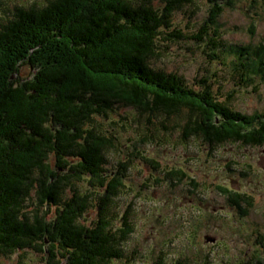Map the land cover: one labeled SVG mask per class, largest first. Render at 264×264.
<instances>
[{"label":"trees","instance_id":"trees-1","mask_svg":"<svg viewBox=\"0 0 264 264\" xmlns=\"http://www.w3.org/2000/svg\"><path fill=\"white\" fill-rule=\"evenodd\" d=\"M204 2L207 17L191 34L173 27L171 16L194 0H47L0 12V261L25 250L44 264H111L124 256L133 226L128 210L114 224V204L127 162L108 172L106 153L118 140L97 121L109 122L121 107L157 131L177 120L172 128L185 143L264 142V114L231 109L210 79L224 67L240 85L262 81L264 44L221 40L218 19L241 0ZM245 2L264 8V0ZM180 40L201 46L213 67L193 86L149 65L162 43ZM221 190L233 204H248ZM88 210L94 218L87 222Z\"/></svg>","mask_w":264,"mask_h":264},{"label":"rangeland","instance_id":"rangeland-1","mask_svg":"<svg viewBox=\"0 0 264 264\" xmlns=\"http://www.w3.org/2000/svg\"><path fill=\"white\" fill-rule=\"evenodd\" d=\"M46 2L0 0V12ZM249 2L241 0L218 19L221 40L231 46L264 44V8L252 11ZM207 12L204 0H194L174 12L171 23L191 34ZM149 65L180 76L190 86L213 71L202 47L188 40L162 43ZM215 71L210 79L218 100L242 115L264 114V79L244 86L229 68ZM25 75L23 68L21 76ZM155 120L158 126L163 117ZM97 121L118 140L117 147L106 153L108 172L116 173L119 163L127 162L124 187L115 199L114 224L128 210L133 230L123 245L124 256L111 264H257L258 260L264 264V142L209 147L191 138L185 143L178 127L172 128L177 120L164 122L168 131H157L146 127V119L131 108L117 109L109 122ZM142 138L146 139L138 142ZM176 170L183 176L172 174ZM221 189L244 196L248 204L245 200L233 204ZM92 218L88 210L83 219ZM42 258L25 250L0 263L44 264Z\"/></svg>","mask_w":264,"mask_h":264}]
</instances>
